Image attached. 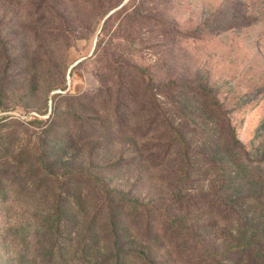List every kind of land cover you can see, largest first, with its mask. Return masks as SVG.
Here are the masks:
<instances>
[{"label": "rangeland", "instance_id": "374dc122", "mask_svg": "<svg viewBox=\"0 0 264 264\" xmlns=\"http://www.w3.org/2000/svg\"><path fill=\"white\" fill-rule=\"evenodd\" d=\"M0 264H264V0H0Z\"/></svg>", "mask_w": 264, "mask_h": 264}, {"label": "trees", "instance_id": "16d2710c", "mask_svg": "<svg viewBox=\"0 0 264 264\" xmlns=\"http://www.w3.org/2000/svg\"><path fill=\"white\" fill-rule=\"evenodd\" d=\"M248 242L244 243V244H239L238 245V249L239 250H244L248 245H247Z\"/></svg>", "mask_w": 264, "mask_h": 264}]
</instances>
